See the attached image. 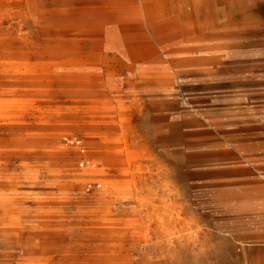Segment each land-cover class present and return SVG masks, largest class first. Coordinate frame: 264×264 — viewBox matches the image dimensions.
I'll list each match as a JSON object with an SVG mask.
<instances>
[{
    "label": "rangeland",
    "instance_id": "374dc122",
    "mask_svg": "<svg viewBox=\"0 0 264 264\" xmlns=\"http://www.w3.org/2000/svg\"><path fill=\"white\" fill-rule=\"evenodd\" d=\"M206 1L197 36L230 43L228 55L183 68L173 88L142 98L138 91L114 119L80 113L79 123L109 125L106 145L89 146L81 129L67 128L59 137L64 159L50 148L18 155L28 141H16L24 133L0 99V210L10 208L0 212V264H92L100 238L90 228L106 208L136 213L123 240L141 260L146 242L170 225L175 194L207 232L205 257L185 264H264V0ZM117 138L142 154L125 172L109 165L123 159L105 151ZM84 147L93 155L82 156ZM124 173L129 193L104 191Z\"/></svg>",
    "mask_w": 264,
    "mask_h": 264
},
{
    "label": "bare ground",
    "instance_id": "6f19581e",
    "mask_svg": "<svg viewBox=\"0 0 264 264\" xmlns=\"http://www.w3.org/2000/svg\"><path fill=\"white\" fill-rule=\"evenodd\" d=\"M209 8L206 0H0V99H8L9 117L24 133L16 141H28L17 154L41 155L50 148L64 159L59 137L67 128L81 129L89 146L106 145L109 125L79 123L80 113L114 119L138 91L142 98L147 91L168 90L181 82L183 68L221 61L230 43L205 44L197 36ZM70 142L79 151L76 137ZM115 142L106 154L123 160L109 165L125 172L142 154L122 147L120 138ZM83 152L93 155L87 147ZM88 173L97 171L89 167ZM128 178L112 176L104 191L129 193ZM123 195L115 201H125ZM179 198L175 194L170 225L159 227L154 243L146 242L141 260L129 256L134 246L123 240L122 226L136 213L99 211L102 218L90 228L100 238L92 264H185L188 256L204 258L207 232L192 224Z\"/></svg>",
    "mask_w": 264,
    "mask_h": 264
}]
</instances>
